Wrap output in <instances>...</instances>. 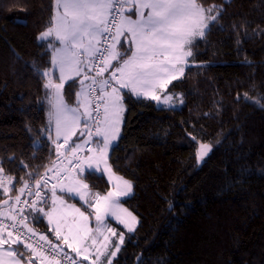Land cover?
I'll return each mask as SVG.
<instances>
[{
    "label": "trees",
    "instance_id": "1",
    "mask_svg": "<svg viewBox=\"0 0 264 264\" xmlns=\"http://www.w3.org/2000/svg\"><path fill=\"white\" fill-rule=\"evenodd\" d=\"M198 2L222 14L194 42L182 76L159 94L170 93L177 105L122 93L124 120L109 161L133 182L134 194L122 201L139 225L112 264H264V0ZM54 9V0H0V167L15 183L7 194L0 190V202L56 158L42 75L52 70V49L37 41ZM125 38L121 53L131 46ZM78 80L63 89L69 105H77ZM200 142L212 146L201 164ZM84 179L95 193L111 188L104 174ZM29 210V227L71 253L45 216ZM20 251L24 262L39 264Z\"/></svg>",
    "mask_w": 264,
    "mask_h": 264
},
{
    "label": "snow or ice",
    "instance_id": "2",
    "mask_svg": "<svg viewBox=\"0 0 264 264\" xmlns=\"http://www.w3.org/2000/svg\"><path fill=\"white\" fill-rule=\"evenodd\" d=\"M54 5L50 26L37 36L38 43L47 42V46L52 49L51 65L59 73V83L52 78L51 69L42 73L47 77L43 87L50 93L49 103L52 111L49 112V123L55 126L56 139L52 140V143L57 144V140L63 138L64 144H68L73 137L83 141V144L77 143L72 149L74 154L78 151L88 153L86 157L76 156L73 162L77 177L84 174L93 176L97 173L102 176L103 173H108V179L113 182V187L105 195H100L92 194L89 191V184L85 183L83 178H74L67 184H53L52 211H55L57 201L65 203L63 196L78 198L95 214L97 232L100 231L105 219L112 217L132 232L136 218L119 205L120 198L127 197L132 192V183L123 177L115 176L107 162L108 149L114 146L120 132L119 126L124 112L121 92L128 89L137 97L144 96L160 101L161 97L154 95L153 92L166 89L178 78L177 72L183 74L184 69L180 65L193 56L190 49L194 42L204 38L222 13L217 10L216 5L204 8L198 0H54ZM213 10H217L216 16L211 15ZM133 15L137 18L132 19ZM122 37H128L127 43L131 45L124 53L118 51V47L124 46ZM108 40L111 43H108ZM101 45L103 47H100ZM127 52H131V55L121 60ZM105 73L108 74L107 78L100 79ZM81 76L83 78L80 79V91L76 93L77 106H69L63 98L62 90L67 82L75 83V78ZM109 88L111 91H108ZM171 101L172 97L165 95L163 103L168 104ZM90 122L92 128H89ZM81 124L83 128L78 132ZM93 142L96 143V147H89ZM60 147L61 145L57 144V150ZM210 151V145L200 144L196 153L198 161H202ZM101 162L106 165L103 169L100 168ZM3 172L4 169L0 167V174ZM11 180V177L6 176L0 179V187L4 189L5 194L9 191L5 185L10 184ZM47 182L46 179L38 181L37 191L29 193L37 197L32 201L30 211L43 213V216L48 217L50 225L55 224L51 230L55 232L58 240L62 237V227L66 228L68 235H63L64 243L71 247L69 241L74 240L77 245L74 251L79 253L80 245L91 239L90 229L87 227L90 217L74 205L70 207L78 214L79 221L75 216L71 220L66 216L54 220L52 211L46 212L43 208H37V203H47V196H42L40 191L41 187H46ZM27 186L25 182V188ZM25 188L19 191L23 193ZM57 191L62 195L58 196ZM90 197L93 199L90 200ZM15 199L19 203L20 196H16ZM3 203L9 202L5 200ZM24 211L23 208L19 210L21 217ZM118 212L125 213L130 221L122 219ZM43 216L37 215L34 219L42 222ZM7 219L12 221L11 225L0 221V248L7 245L3 256H7L12 264H21L25 259L24 253L20 251L21 246L34 257L37 256L33 245L22 239L23 234L13 236L14 231H20L17 217L8 216ZM19 224L23 225L28 233L33 232L23 218L19 220ZM9 227L12 231L8 230ZM108 231L112 236L116 235L115 230ZM40 240L51 243L44 235L40 236ZM104 241L101 248L97 249L96 261L107 255L108 264H112L111 258L119 252L124 236L120 234L115 251L110 253L107 251L110 246L109 237L105 236ZM14 245L17 247L13 248ZM50 251L51 258L44 256L43 253L39 255L41 264H45V261L47 264H59L55 257L64 249L59 245H53ZM0 264H6L3 258H0ZM27 264H32V260L28 259Z\"/></svg>",
    "mask_w": 264,
    "mask_h": 264
},
{
    "label": "rangeland",
    "instance_id": "3",
    "mask_svg": "<svg viewBox=\"0 0 264 264\" xmlns=\"http://www.w3.org/2000/svg\"><path fill=\"white\" fill-rule=\"evenodd\" d=\"M131 18L132 19H136L137 17L135 15H133V16H131ZM124 38L125 37H122V40ZM58 46H59V44H57V47ZM113 63L115 64L116 62H113ZM188 64L189 63H188V58H187L185 60V62L180 65V67H182L185 70V67ZM183 73H184V71H183ZM176 75H177L178 78H180L182 76L180 73H177ZM79 91H80V87L78 89V92ZM108 91H111V89H108ZM158 91H165L166 92L167 91V88L164 89V90H158ZM165 95L166 94H164V93H163L162 96L159 95V94L157 95V96L161 97V100L160 101H156L159 105H166V106H175V105H177L176 102L173 100V96L170 93H168L167 95L172 97V101L170 103H168V104L163 103V99H164ZM63 98H64V96H63ZM122 118H123V114H122ZM52 126L54 127L53 128L54 129V137H56L54 124H52ZM120 134H121V128H120V132H119L118 138H119ZM118 138H117V140H118ZM117 140L114 141V144L117 142ZM202 143L203 144H208V145L211 146L210 143H206V142H200L199 143V146ZM95 147H96V143L94 142L92 148H95ZM112 147L113 146H110L109 149H108V152H107V162H108V165L109 166H111L110 161H109V156H110V152H111ZM54 149H55V152H56V147ZM198 150H199V147H198L197 151ZM211 150H212V146H211ZM65 154H66V152H65ZM87 155H88V153L86 151H83L82 152V155L80 157H86ZM206 157L202 161H198V159H197V162L199 164H201L206 159ZM61 158L62 159H61L60 164L56 165V168H54V171L52 172V175H53V177L55 179V184H58V185H60V184H67V183H69L74 178H83L84 179V175L85 174L82 177H77V173H76L75 169L74 170H70L69 169V163H68V161L66 159V156L62 155ZM56 163H58V162H56ZM104 167H106V165L103 162H101L100 163V168L103 169ZM111 169H112V172L115 174V176L123 177L125 180L130 181L132 183V186H133V182L131 181V179L126 178V177H124V176L116 173L113 170L112 166H111ZM103 174L108 179V173H103ZM57 177H59V179H57ZM108 181H109V179H108ZM84 182L87 183L85 181V179H84ZM109 183L111 184V188H110V190H111L112 187H113V182L112 181H109ZM89 191L92 194H95V192L92 191L90 187H89ZM106 193H100V195H105ZM133 194H134V187H132V192L129 194V196H127V197H121L120 198L119 205H120V208L127 209L128 212L132 213V215L136 218V223H135V227H134V230H135L137 228V226L139 225V216L133 210H131L122 201L123 199H126V198L131 197ZM57 195L60 196L62 194L59 191H57ZM89 199L91 200V199H93V197H90ZM48 200H49V202L47 203V205L41 204V205H39L38 208H43L46 212L47 211H52L51 189L49 190V198H48ZM63 200L65 201L64 204H61L59 201H57L56 206H55V211H52L53 219L56 220V219H58V218H60L62 216H66L69 220H71L72 217L75 216L76 217V220L79 221L80 218H79L78 214L75 213L74 208L70 207V206H73L74 205L75 208H79L81 211L85 212L86 215H89L90 218H89V222H88L87 227H88V229H90L89 235L91 236V239H88L83 245H80L81 251L79 253H77L76 251H74V248L77 246L74 240H71L70 239V241H69V243L72 245L71 247L68 244H65L64 243L62 237H63V235H68V232H67V229L66 228H63L62 227V229H61V231H62V237L59 240L56 237V240L55 241H57L60 244H63V246L65 248H68V250L71 253H73L80 260H82L83 264H94V262H95V264H108V256L107 255L104 256V257H102L100 261H96L97 249L98 248H101V246L105 242L104 241V237L107 236V237H109V241H110V246H109V248H108L107 251L109 253L111 251H115V245L117 243H119L120 234L122 233L123 236H124V239H125L126 233L129 232L127 230V228L123 224H120L119 221L116 220L115 217H112V218H106L105 221L103 222V226L100 227V231L97 232L96 229H97L98 225H97L96 220H95V214L92 212V209L91 208H89L86 205L89 210L88 211L87 210H84L83 208H81L80 206H78L74 202H72V200L68 196H63ZM5 210H6V207L1 208L0 209V214H3L5 212ZM41 214H43V213H41ZM118 215H120V217L122 219H128L130 221V218H128L125 213L118 212ZM45 218L48 221V217L45 216ZM50 226L53 229L55 227V224H51ZM108 229L115 230L116 235L115 236H112L111 233L108 231ZM94 241H95V243H93ZM121 247H122V244L120 245V249H121ZM85 248H87L88 250L85 251L84 250ZM119 252H120V250H119ZM119 252L117 253V255L115 257L111 258L112 259V262H113V260L116 257H118ZM85 257H87V259H85ZM33 262H32V264H34ZM21 264H27V262L21 261Z\"/></svg>",
    "mask_w": 264,
    "mask_h": 264
},
{
    "label": "built area",
    "instance_id": "4",
    "mask_svg": "<svg viewBox=\"0 0 264 264\" xmlns=\"http://www.w3.org/2000/svg\"><path fill=\"white\" fill-rule=\"evenodd\" d=\"M119 19V17H117V20ZM103 39H107V38H103ZM108 43H111L110 40L107 41ZM100 47H103V45H101ZM94 75V73H91ZM52 78L55 80L54 76H52ZM56 82V80H55ZM94 95H99V93H94ZM92 124L91 122L89 123V128H92ZM94 130V129H93ZM52 140H55L53 138L52 132L50 133V143H51V151L55 150V144L52 143ZM79 143V144H83V141L81 140H77L76 142L73 143V146L71 147V149L68 150V145L69 144H64V147L67 151L66 159L69 163V169L70 170H74L75 168L73 167V162L76 158V156H81L83 151H78L76 154L73 153L72 149L75 147V145ZM94 143V142H93ZM93 143L89 145V147H93ZM63 144V143H62ZM51 170V171H50ZM54 171V168H50L47 169L45 172H43L40 176L33 178V179H29L27 180V188H25V183L23 185H21L18 190H17V194L14 196V202L13 205L11 207V209L9 211H7V213H3L0 214V221H3V223L11 225L12 221H10L9 219H7L8 216H16L17 217V224L18 227L20 228L19 232L14 231L13 232V236H17V235H22V239H25V242L28 244H32L33 247L36 250L37 256L34 257V260L36 262H38L39 264H41V260L39 259V255L41 253H43L44 256L51 258L52 253L50 251V248L53 245H57L55 244V242L52 241V239H50L46 234L37 231L36 229H33L32 233H28L27 229H25L23 227V225L19 224V220L21 218L24 219V222L28 225V221L26 218V212L31 208L32 205V201L36 200L37 197L34 195H29V193H35L37 191V182L38 181H43L44 179H46L47 185L46 187H41L40 191H41V195L47 196V200L49 198V190L52 188V185L55 184V179L52 175V172ZM11 177L9 174H7L6 172H3L2 174H0V179H2L3 177ZM12 178V177H11ZM6 187L9 188V191L12 190L15 187V183H14V179L12 178L11 183L10 184H6ZM21 188H25L24 192L21 193L19 190ZM0 190L4 189L2 187H0ZM20 196V201L19 203L16 202V196ZM40 203V202H39ZM38 204V203H37ZM23 208L25 211L23 213V216L21 217V215L19 214V210ZM32 229V228H31ZM9 231H12L11 227H9L8 229ZM6 234V232L4 233ZM44 235L47 236V241H50L51 243L49 244L46 241H42L40 240V236ZM56 261L59 262V264H83L77 257H75V255H73L72 253H65L64 251L58 255H56L55 257ZM45 264H47V262L45 261Z\"/></svg>",
    "mask_w": 264,
    "mask_h": 264
},
{
    "label": "crops",
    "instance_id": "5",
    "mask_svg": "<svg viewBox=\"0 0 264 264\" xmlns=\"http://www.w3.org/2000/svg\"><path fill=\"white\" fill-rule=\"evenodd\" d=\"M58 44V43H57ZM57 44H56V46H57ZM132 47H134V46H132ZM123 59H127V58H123ZM122 60V59H121ZM53 70V71H52ZM52 73H54V76H55V78H56V80H57V83H59V80H58V75H59V73H58V71H56L55 69H53L52 68ZM177 73H179V72H177ZM176 73V74H177ZM107 76H108V74L107 73H105V75L103 76V77H101L100 79H106L107 78ZM82 77V76H81ZM75 79H78V78H75ZM68 83V82H67ZM110 89V88H109ZM62 92H63V90H62ZM123 90H122V92H121V96H122V98H123ZM162 93V91H158V90H156L155 92H153V94L154 95H158V94H161ZM63 96H64V94H63ZM140 97H144V96H140ZM64 99H65V97H64ZM65 102L67 103V101H66V99H65ZM68 104V103H67ZM69 105V104H68ZM69 106H72V107H76V106H74V105H69ZM123 108H124V112H125V109H126V107H125V104H124V102H123ZM82 110V109H81ZM124 112L122 113L123 114V118H122V121H121V123H120V128H122V124H123V120H124ZM54 128V127H53ZM83 128V124H81L80 126H79V129H78V132H79V130L80 129H82ZM56 138V137H55ZM77 139V137H73L72 138V142L74 141V140H76ZM59 140H63V138H61V139H59ZM58 140V141H59ZM71 141H69V143L71 142ZM64 142V141H63ZM68 143V144H69ZM57 144H59V143H57ZM60 145V144H59ZM63 146H64V144H63ZM63 152H65V149L61 146L60 148H59V150H57V145H56V158H55V161H54V164L50 167V168H56V165H58V164H60V162H61V157H62V155H63ZM56 162H58V163H56ZM49 202V200L47 201V203ZM47 203L45 204L44 202H40L39 204H37L36 205V207L38 208L39 207V205H41V204H45V205H47ZM13 204V203H12ZM12 204L9 206V207H6V210H5V212L4 213H7V211H9L10 209H11V207H12ZM30 211V210H29ZM30 213V212H29ZM27 214V213H26ZM5 236L7 235V234H4ZM7 248V245H4L3 246V248H0V258H3L4 259V261L6 262V264H12V261L7 257V256H3V252H4V250ZM23 261V260H22ZM24 262V261H23Z\"/></svg>",
    "mask_w": 264,
    "mask_h": 264
},
{
    "label": "water",
    "instance_id": "6",
    "mask_svg": "<svg viewBox=\"0 0 264 264\" xmlns=\"http://www.w3.org/2000/svg\"><path fill=\"white\" fill-rule=\"evenodd\" d=\"M127 40H128V38L126 39V44L129 45V44L127 43ZM90 75H91V74H90ZM82 78H83V77H80V78H79V80H78V81H79V84H80V79H82ZM5 200H8L9 203H8V204H4L3 202H4ZM12 201H13V197H12V196L7 197L6 199H4L3 201L0 202V209H1V208H4V207H9V206L11 205Z\"/></svg>",
    "mask_w": 264,
    "mask_h": 264
},
{
    "label": "bare ground",
    "instance_id": "7",
    "mask_svg": "<svg viewBox=\"0 0 264 264\" xmlns=\"http://www.w3.org/2000/svg\"><path fill=\"white\" fill-rule=\"evenodd\" d=\"M53 133V132H52Z\"/></svg>",
    "mask_w": 264,
    "mask_h": 264
},
{
    "label": "flooded vegetation",
    "instance_id": "8",
    "mask_svg": "<svg viewBox=\"0 0 264 264\" xmlns=\"http://www.w3.org/2000/svg\"><path fill=\"white\" fill-rule=\"evenodd\" d=\"M126 39V38H125Z\"/></svg>",
    "mask_w": 264,
    "mask_h": 264
}]
</instances>
